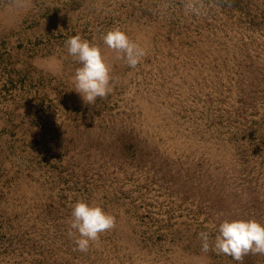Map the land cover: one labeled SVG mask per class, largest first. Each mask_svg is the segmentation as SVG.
Wrapping results in <instances>:
<instances>
[{
  "label": "rangeland",
  "instance_id": "rangeland-1",
  "mask_svg": "<svg viewBox=\"0 0 264 264\" xmlns=\"http://www.w3.org/2000/svg\"><path fill=\"white\" fill-rule=\"evenodd\" d=\"M187 2L0 0V264H264L212 250L223 220L264 225V0ZM116 27L136 68L103 43ZM77 34L112 77L92 105ZM77 201L116 221L86 252Z\"/></svg>",
  "mask_w": 264,
  "mask_h": 264
},
{
  "label": "clouds",
  "instance_id": "clouds-1",
  "mask_svg": "<svg viewBox=\"0 0 264 264\" xmlns=\"http://www.w3.org/2000/svg\"><path fill=\"white\" fill-rule=\"evenodd\" d=\"M185 7L193 14H199L201 0H188ZM103 43L123 59L130 68H136L146 55L145 50L132 41L118 27L108 30L102 35ZM67 52L81 67L76 68L73 76L74 90L81 95L89 105L96 99L104 98L111 92L110 68L105 63L101 49L81 38L80 35L69 37L65 41ZM115 217L106 213L98 205H89L77 201L72 205L69 236L78 234L74 240L76 250L86 252L90 242L99 240L100 234L115 227ZM75 230V231H73ZM212 250L231 256L236 261H242L249 253L264 255V225L254 219L223 220L217 228ZM202 240V251L210 250L208 234H199Z\"/></svg>",
  "mask_w": 264,
  "mask_h": 264
}]
</instances>
